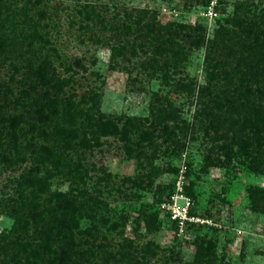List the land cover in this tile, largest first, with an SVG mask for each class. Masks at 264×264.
Returning a JSON list of instances; mask_svg holds the SVG:
<instances>
[{"label":"rangeland","instance_id":"rangeland-1","mask_svg":"<svg viewBox=\"0 0 264 264\" xmlns=\"http://www.w3.org/2000/svg\"><path fill=\"white\" fill-rule=\"evenodd\" d=\"M263 5L264 0H224L218 17L207 22L201 16L203 0H0V115L23 118L14 148L0 122V264L13 263L16 247L9 240L36 242L31 233L15 235L10 215L27 190L19 180L29 173L49 174L41 199L53 192L84 194L76 197L83 208L76 215L80 232L74 239L78 250L92 256L84 255L82 264H192L196 244L207 242L214 264H264V212H253L247 198L249 187H264V176L247 169L236 147L230 146L234 154L224 153L229 132L224 126L205 131L197 114V92L206 85V43L220 28L227 34H217L216 50L227 49L230 39L239 42L240 29L230 23L233 14L258 17ZM141 10L146 17L134 25L132 18ZM150 21L147 34L144 25ZM156 35L179 52L165 75L148 62ZM40 67L50 80L65 81L60 109L70 98L76 110L118 130L125 120L131 122L124 137L100 136L86 149L72 142L63 155L70 173H57L37 158L41 147L54 154L61 147L48 136L52 127L36 119L33 100L50 89L39 83ZM159 109L163 113L157 117ZM76 123L85 128L83 116ZM40 130L47 138L38 135ZM76 163L83 183L75 180ZM181 169L191 210L211 225L179 234L157 204L174 190ZM24 256L19 253L16 264H25Z\"/></svg>","mask_w":264,"mask_h":264},{"label":"trees","instance_id":"trees-1","mask_svg":"<svg viewBox=\"0 0 264 264\" xmlns=\"http://www.w3.org/2000/svg\"><path fill=\"white\" fill-rule=\"evenodd\" d=\"M205 2L206 0H203V4ZM260 11L263 13L258 15L259 18L256 15L252 16L254 18H248L246 15L239 17L237 13L233 14L230 23L240 29L239 42H231L230 39L227 49L216 50V40L220 41L222 35L227 34L225 28H220L216 36L206 43L203 58L206 85L197 92L199 103L197 114L203 117L205 131L206 128L224 126L229 132L231 143L224 145L225 148H222L224 153L233 152L230 148L231 145L236 147V151L246 160L247 169L254 174L264 176V5ZM146 13V10L137 11L136 17L133 16L131 22L134 25H140L145 19ZM130 15L131 13H128L125 18L129 19ZM151 22L144 25L147 34L150 33V27L153 26ZM156 28L162 30L163 27L156 26ZM152 38L154 39L152 44L154 50H152L153 54L151 53L152 57L148 62L155 63L158 70H162L165 75L167 73L166 65L173 64L177 60L179 52L169 45L168 38L161 36ZM198 45L200 44H196L197 47ZM217 53L225 55L227 58L233 57V60L230 62L217 60L215 55ZM179 59H184V55H181ZM158 61L163 62L158 65ZM36 76L39 78L40 85L49 87L53 94V97L49 96L47 89L33 100L36 119L41 125L52 127L51 134L48 136L60 142L61 146L58 154H54L47 147H41L42 154L37 155L41 163H46L53 170L62 169L70 173L67 159L63 155L71 149L72 142L79 148L86 149L92 146V142L97 143L100 136H125L126 125L131 122L125 120L121 130H118L116 124L108 120L94 118L89 111L76 110L70 98L65 99L66 106L60 109L57 106L60 102L58 94L62 92L65 81L50 80L43 67L37 70ZM218 83L221 84L220 88H217ZM213 89H217V92L213 93ZM157 113V117L160 116L163 109H159ZM165 115L169 119L170 112L168 111ZM78 116H83L85 120L84 129L80 128L82 124L79 128L76 126ZM57 117L61 118V123L55 120ZM0 122L3 127L9 129V137L13 142L12 148H14L17 140L15 130L23 123L22 116L4 117L0 115ZM29 128L33 131V124ZM38 135L47 138L44 130H40ZM30 139L32 138L30 137ZM0 145H2L1 140ZM1 159L7 161V157L4 155L1 156ZM74 169V172L77 173L75 180L83 183V178L78 172L80 165L74 164ZM57 173L59 172L57 171ZM64 176H66L65 173ZM48 178L49 174L46 175V173L42 176L29 173L21 176L19 180V186L24 185L27 190L25 194L24 192L20 194L18 208L13 206L15 208L10 210L13 226H15L14 233L22 237L31 233L36 242L25 241L22 244L9 240L8 243L16 247V253L12 255L14 258L12 264H16L15 259L19 253L26 254L23 257L25 264H82L84 255L88 253L92 256V252L89 250H78V244L74 239V233L80 232L76 215L80 214L83 208V204L76 197L79 195L80 198L84 194H80V191L75 195L53 192L41 199V196L47 192ZM172 192L173 188L163 199L159 200L157 205L165 201ZM185 195L190 197L186 190ZM247 198L253 212H264V187H249ZM39 200L42 202H38ZM191 212L193 211L191 210ZM171 225L174 227L172 223ZM211 248L212 245L208 242L204 246L196 244L192 264H214L212 261L214 258L211 259L213 253L210 251Z\"/></svg>","mask_w":264,"mask_h":264},{"label":"built area","instance_id":"built-area-1","mask_svg":"<svg viewBox=\"0 0 264 264\" xmlns=\"http://www.w3.org/2000/svg\"><path fill=\"white\" fill-rule=\"evenodd\" d=\"M224 0H206L201 16L207 21H214L218 17L219 5ZM183 169L175 178L174 190L168 198L158 205L161 213L174 225L179 234L185 233L189 228L211 225L208 219L191 212V199L183 192Z\"/></svg>","mask_w":264,"mask_h":264}]
</instances>
